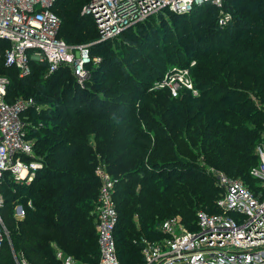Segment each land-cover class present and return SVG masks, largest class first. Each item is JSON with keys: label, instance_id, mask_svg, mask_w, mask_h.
Returning <instances> with one entry per match:
<instances>
[{"label": "trees", "instance_id": "16d2710c", "mask_svg": "<svg viewBox=\"0 0 264 264\" xmlns=\"http://www.w3.org/2000/svg\"><path fill=\"white\" fill-rule=\"evenodd\" d=\"M262 6L264 0H223L230 18L222 25L210 1L184 13L165 9L115 38L98 40L81 0H54L58 36L70 45L89 44V54L102 58L89 66L83 88L67 66L46 75V63L32 60L30 73L21 77L4 64L9 42L0 39V75L9 80L5 100L15 101L23 81L33 79L35 123L27 133L43 162L29 184L0 186V213L10 237L0 247V264H16L11 248L30 264H63L57 250L97 260L98 164L115 179L120 264L142 263L140 233L158 237L160 220L178 215L194 229L199 210L220 212L215 202L221 190L211 168L255 189L249 170L258 160L264 115L251 96L264 102ZM172 31L183 44L172 43ZM192 59L197 96L185 89L176 97L166 88L148 90L170 66ZM38 96L45 105H37ZM16 201L25 207L21 220L13 215Z\"/></svg>", "mask_w": 264, "mask_h": 264}, {"label": "built area", "instance_id": "2783aa9c", "mask_svg": "<svg viewBox=\"0 0 264 264\" xmlns=\"http://www.w3.org/2000/svg\"><path fill=\"white\" fill-rule=\"evenodd\" d=\"M208 1L219 9V24L229 20L230 13L223 9V0H88L81 13L92 17L98 40H105L165 9L184 13L194 4ZM53 3L54 0H0V39L9 42L3 52L4 64L16 67L21 77L30 73L32 60L46 63V75L67 66L83 88L90 77L89 66L100 63V57L89 54V44L70 45L58 36L60 18L51 9ZM194 65L192 59L188 65L170 66L148 90L166 88L176 97L185 89L197 96L191 73ZM8 81L0 75V186L25 185L43 168V162L35 155L28 124L21 117L25 106L33 101L29 98L7 102ZM255 154L257 163L249 170L256 179L255 189L216 171L215 181L221 191L215 203L220 212L199 210L194 229L185 228L177 215L165 218L157 226L158 237L140 240L141 264H264V131ZM95 174L100 181L93 210L99 248L97 264H120L114 238L115 179L103 164L96 166ZM3 202L0 192V208ZM26 205L31 206V202ZM13 209L15 218L24 217L22 203L16 201ZM4 241L10 243V237L0 213V247ZM11 250L16 264H30ZM56 257L63 264H92L61 250Z\"/></svg>", "mask_w": 264, "mask_h": 264}, {"label": "rangeland", "instance_id": "374dc122", "mask_svg": "<svg viewBox=\"0 0 264 264\" xmlns=\"http://www.w3.org/2000/svg\"><path fill=\"white\" fill-rule=\"evenodd\" d=\"M76 1H79V0H76ZM86 2V0H81V7H80V10H82V7L86 4L85 3ZM262 7H264V6H262ZM54 10H55V12H57V10L55 9V7H54ZM187 19V18H186ZM173 20H174V22H177V20H178V18H173ZM173 22V23H174ZM178 22H179V20H178ZM172 23V22H171ZM180 23V22H179ZM219 24V23H218ZM173 25V24H172ZM219 25H221V24H219ZM172 33H173V38H172V43H178V44H183V42L181 41L182 39H184V38H182L181 37V34H179V35H177L174 31H172ZM99 57H100V62H101V60H102V58H101V56L100 55H98ZM99 64V63H98ZM97 64V65H98ZM2 73H6V71L4 70ZM67 77V76H66ZM13 79V78H12ZM87 80H89V79H87ZM28 81V82H27ZM63 81H64V79H62V80H60V82L61 83H63ZM66 81H67V83H69L70 82V79L69 78H67L66 79ZM9 82V81H8ZM87 82V81H86ZM86 82H85V85H86ZM23 83H24V86H26L25 88H20L19 89V93H18V95H16L15 97H17V98H15V97H13L15 100L16 99H29V98H31V93H32V91L31 90H33L31 87H34L33 86V79H31V80H26V82H24L23 81ZM73 83V81L71 82V84ZM8 84L9 83H7V85H6V90H7V86H8ZM74 84V83H73ZM10 91H13V90H10ZM29 93V94H28ZM251 98L253 99V101H254V103L257 105V109L258 110H261L262 112H263V115H264V102H259L258 101V98H255V96H251ZM37 102H38V104L37 105H41V103L43 104V105H45L44 103V100H42V98H40L39 96H38V99L36 100ZM31 103L29 104V105H27V106H25V117H24V120L27 122V124H28V126H34L33 124L35 123L33 120H32V116H31V114H30V112H31V110H30V108H32L31 107ZM38 106H36V111H39L40 109H39V107L37 108ZM38 115H40V114H38ZM39 123V122H38ZM264 131V128H263V130H262V132ZM262 132L260 133V135H262ZM260 139H261V136H260ZM260 141V140H259ZM259 142H257V144H258ZM257 144H256V146H257ZM256 146H255V148H256ZM211 170L213 171V173L215 174V172H216V170H213L212 168H211ZM234 178H238V179H240V180H243L241 177H237V176H235ZM215 183H216V181H215ZM220 189V188H219ZM94 214V213H93ZM178 216V215H177ZM179 217V216H178ZM180 218V217H179ZM15 219H17V220H21V219H23V218H21V219H19V218H15ZM180 220H181V218H180ZM160 222H161V220L155 225V228L154 229H157V226H158V224H160ZM181 222H182V224H183V226L185 227V228H188L185 224H184V222L181 220ZM136 226H137V228H138V230H139V224H138V222L136 221ZM140 240L141 239H143V238H148V239H150V237H148L145 233H143V232H141L140 233ZM58 251V250H57ZM57 251H56V253H57ZM140 253H141V251H140ZM117 258H118V256H117ZM119 260V259H118ZM86 262H90V263H92V264H97V260L96 261H86Z\"/></svg>", "mask_w": 264, "mask_h": 264}]
</instances>
